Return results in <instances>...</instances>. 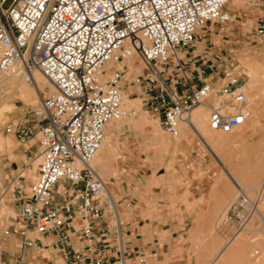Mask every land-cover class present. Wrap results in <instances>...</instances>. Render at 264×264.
I'll return each instance as SVG.
<instances>
[{
	"label": "built area",
	"instance_id": "1",
	"mask_svg": "<svg viewBox=\"0 0 264 264\" xmlns=\"http://www.w3.org/2000/svg\"><path fill=\"white\" fill-rule=\"evenodd\" d=\"M7 1L0 0V73L19 67L27 85L35 73L47 85L7 130L20 145L38 142L39 163L33 181L17 176L1 191L0 204L16 211L1 234L16 250L0 264H128L122 252L103 254L110 203L90 163L108 124L136 115L123 108L131 87L173 139L203 103L210 131L248 122L236 68L197 47L201 29L231 22L232 0H10L4 8ZM245 3L259 11L254 38L264 42V0ZM256 211L257 200L238 187L223 224L241 228ZM136 264L156 263L143 256Z\"/></svg>",
	"mask_w": 264,
	"mask_h": 264
},
{
	"label": "rangeland",
	"instance_id": "2",
	"mask_svg": "<svg viewBox=\"0 0 264 264\" xmlns=\"http://www.w3.org/2000/svg\"><path fill=\"white\" fill-rule=\"evenodd\" d=\"M245 1L233 2L238 8L233 3L227 7L232 16L242 10L239 18L217 29H213V25L201 29L204 37L197 47L215 52L224 61L223 67L236 68L246 83L251 118L232 134L212 132L207 127L208 110L200 106L193 114L196 110L205 114L201 129L211 138L209 143L197 137L194 129L188 133L183 128L181 135L173 139L156 128L154 118L139 102L140 89L131 87L129 98L138 99L131 107L136 115L122 119V127L111 137L112 147L106 166L101 168L103 172L92 163L111 194L112 211L108 209L106 216L112 243L117 239L115 219L119 229L126 207L128 211L142 213L139 219L145 222L157 215L158 225L163 230L168 229L172 221H178L181 232L167 249L162 264H212L213 260L215 264H260L261 260L264 264V225L256 213L241 228L223 224L238 187L257 200V210L264 216V189L260 185L264 177V76L251 88L248 74L249 67L261 73L258 67L264 66V42L254 38L259 11ZM10 2L7 1L4 8L9 7ZM209 30L213 32L211 36H208ZM28 86L20 75L0 87V194L14 177L22 176L27 183L35 179L38 142L20 145L7 131L21 120L26 107L37 104L34 94L27 95ZM108 130L109 126L105 137ZM153 138L157 139L155 144ZM107 144L104 143L105 148ZM215 185H219V189L214 188ZM223 185L229 191L226 195L218 191ZM128 197H132L131 206L125 205ZM2 205L9 212L0 230L10 225L16 212L7 201ZM244 232L242 251L218 260L226 242ZM15 245L12 238L3 237L0 231L1 257L13 255ZM255 251L257 255L251 256Z\"/></svg>",
	"mask_w": 264,
	"mask_h": 264
},
{
	"label": "crops",
	"instance_id": "3",
	"mask_svg": "<svg viewBox=\"0 0 264 264\" xmlns=\"http://www.w3.org/2000/svg\"><path fill=\"white\" fill-rule=\"evenodd\" d=\"M228 10L230 11V9ZM241 11L242 10L235 14L233 13L234 16L231 14V22L232 20L240 17L242 14ZM231 12L232 11H230V13ZM206 49L207 48H205V50ZM199 187H202V185H199ZM219 187V185L214 186L216 189H219ZM221 188L222 189L218 191H220L222 195H226L229 192L225 185H223ZM131 198L132 197H128L127 200L129 202L128 204H125L126 206H131ZM125 212V216L121 218L122 221L120 222L119 226L120 243H118V239H116L114 243L110 241L111 231H109V234L106 238L107 242L109 243V249L105 250L103 254L111 258L117 257L120 252H122L126 260L130 263H136L138 259L144 256L148 257L156 264H162L166 259L165 255L168 253L167 249L172 244V241L178 238L181 232L178 221H172L169 228L163 230L158 225L159 223L157 221V215L155 219H147V222H145L144 220L139 219L142 213L137 212L136 210L128 211L126 207ZM164 231H166V233H163ZM168 233L169 236L166 235Z\"/></svg>",
	"mask_w": 264,
	"mask_h": 264
},
{
	"label": "bare ground",
	"instance_id": "4",
	"mask_svg": "<svg viewBox=\"0 0 264 264\" xmlns=\"http://www.w3.org/2000/svg\"><path fill=\"white\" fill-rule=\"evenodd\" d=\"M235 1H238V0H232L229 4H231V3L235 2ZM233 5L236 8H238V5H236L234 3H233ZM228 24L229 23L225 24L224 26H226ZM259 68L261 70L260 74L258 72H254L253 71V67L252 68L249 67V71H248L249 73L248 74L250 75L251 88L254 87L255 83L258 80V78L264 76V66L258 67V69ZM254 70L256 71L255 68H254ZM20 75H21V77L23 79V75H22L21 69L19 67H14L12 70H10L7 73H0V87L2 85H4L7 81L16 80ZM34 79H35V83L33 85H29L28 86L29 88H26L27 89V95L28 94H34L35 97H36V100H38L39 93L44 89V87L47 85V83H46L45 79L39 73H35L34 74ZM48 91H53V90L51 88H49ZM129 95H130V92L129 93L126 92V93L123 94V98H124L123 108H124V111L132 110L131 109L132 105L138 103L137 102L138 99H131V98H129ZM139 102H140V100H139ZM200 106H203V107L207 108L206 103H203ZM200 106H198V107H200ZM207 110H208V108H207ZM205 120H206L205 114L202 113L201 110H196V112L194 114L192 112L191 117H190V122H191L192 126H189L188 123L185 122V123L180 125V131L183 128H185V130L188 131V133H189L190 129H194L195 130V134L197 135V137L202 139L205 142V144H207V143H209V140H211V138L209 139L208 136L201 129L202 121H205ZM207 120H208V118H207ZM121 125H122V120L117 121V122H111V123L108 124V126H109L108 137H104L100 150L97 152L96 156L94 157V159L90 163L91 166H92V163L96 164V167L98 166L100 168L101 172H103V169H101V168L106 166V160L108 159V156H109V149L112 147L111 144H110V139L115 134V132L118 130V128L122 127ZM207 127H208V125H207ZM234 131L235 130L231 131L230 133H225V134H232ZM217 133H219V132H217ZM180 135H181V132H180ZM152 141L155 144L157 139L153 138ZM105 142L109 144V145L107 144L108 146H106V148L104 147V143ZM37 161L39 163V156H37ZM236 177L238 179H240L239 176H236ZM260 185L262 186V189H264L263 188L264 187V177H263ZM260 189H261V187H260ZM105 195L108 198L111 196L110 191H109L107 186H106ZM109 203L111 205L110 198H109ZM8 212H9V210L8 211L5 210L4 206L2 204H0V213L4 215V217H2L0 215V222H1L0 223V228H1V224H3V222L5 221L6 213H8ZM261 213L262 212L260 210H257L256 211V216L260 219L261 223L264 225V216ZM115 224H116L117 231H118V239L120 241V233H119V229H118V221L116 219H115ZM244 235H246L245 232L242 233V234H238L236 237H234V238L230 239L229 241H227L226 245L223 247V249L221 250L220 254L217 257L218 260L222 259V258L223 259L228 258L229 256H232V255H236L239 252V250L241 249V247L243 246V243L245 242L244 241ZM241 251H242V249H241ZM253 255H257V252L255 251L251 256H253ZM260 256H261V254H260ZM261 258H262V256H261ZM257 261H259V258H258ZM261 261H260V264L262 263ZM215 263H216V260H213L212 264H215Z\"/></svg>",
	"mask_w": 264,
	"mask_h": 264
}]
</instances>
